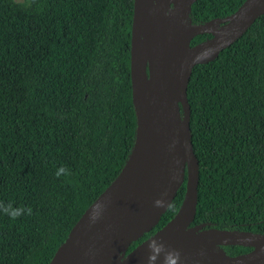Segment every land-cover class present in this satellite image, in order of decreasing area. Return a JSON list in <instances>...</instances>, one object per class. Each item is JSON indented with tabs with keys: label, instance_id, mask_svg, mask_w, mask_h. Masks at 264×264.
Here are the masks:
<instances>
[{
	"label": "trees",
	"instance_id": "1",
	"mask_svg": "<svg viewBox=\"0 0 264 264\" xmlns=\"http://www.w3.org/2000/svg\"><path fill=\"white\" fill-rule=\"evenodd\" d=\"M245 0H196L189 21ZM134 0H0V264H49L133 148ZM211 37H193V46ZM189 137L198 162L191 225L264 234V14L215 60L192 68ZM63 165L67 174L56 176ZM185 181L158 223L177 213ZM228 256L248 246L219 248Z\"/></svg>",
	"mask_w": 264,
	"mask_h": 264
},
{
	"label": "water",
	"instance_id": "2",
	"mask_svg": "<svg viewBox=\"0 0 264 264\" xmlns=\"http://www.w3.org/2000/svg\"><path fill=\"white\" fill-rule=\"evenodd\" d=\"M134 0L135 20L147 31L146 63L140 77L145 85L135 86L132 101L136 114L133 148L114 181L96 199L108 193L106 206L85 237L83 225L90 206L70 230L49 264H148L150 240L165 250L179 252L177 264H264V234L230 232L191 225L194 220L198 162L189 137L190 108L186 88L196 65L215 60L218 54L246 32L264 14V0H245L235 12L200 25H191L189 13L196 0ZM210 35L193 46L190 40ZM185 181V192L177 213L163 227L129 253L132 242L149 232L166 211ZM165 203L155 206L154 201ZM248 246L247 253L228 256L219 248ZM154 264H162V255Z\"/></svg>",
	"mask_w": 264,
	"mask_h": 264
},
{
	"label": "clouds",
	"instance_id": "3",
	"mask_svg": "<svg viewBox=\"0 0 264 264\" xmlns=\"http://www.w3.org/2000/svg\"><path fill=\"white\" fill-rule=\"evenodd\" d=\"M68 169H66L63 165H61L55 172L56 176H60L62 174H67ZM154 205L159 207L164 205V201L161 199H156L154 202ZM92 210L89 213V222H95V220L100 215L101 211L103 210L104 203H93ZM0 210H3L5 213H7L9 216L15 218L17 216H20L22 214H30L31 208L30 207H21L17 206L14 207L11 203H8L6 205L0 204ZM150 252L148 254V264H154L158 256L162 255V264H177L179 260V252L173 249H167L165 250L164 245L157 240H150V243L148 245Z\"/></svg>",
	"mask_w": 264,
	"mask_h": 264
},
{
	"label": "bare ground",
	"instance_id": "4",
	"mask_svg": "<svg viewBox=\"0 0 264 264\" xmlns=\"http://www.w3.org/2000/svg\"><path fill=\"white\" fill-rule=\"evenodd\" d=\"M160 8V1L153 0V7L151 10V14L154 15L158 12ZM147 31L146 27L143 23H141L139 20H135L133 25V35L131 37L132 40V64L133 69L132 73L134 76V83L136 87H139L141 85H145L146 81L140 77L141 69L144 67L146 63V49H147ZM108 196V193H106L98 203L103 202L104 207L106 206V198ZM102 210V211H103ZM101 211V213H102ZM91 210L87 213L85 223L83 225V234L82 237H85L91 230H93L98 218L95 220V222L90 223L89 222V213Z\"/></svg>",
	"mask_w": 264,
	"mask_h": 264
},
{
	"label": "rangeland",
	"instance_id": "5",
	"mask_svg": "<svg viewBox=\"0 0 264 264\" xmlns=\"http://www.w3.org/2000/svg\"><path fill=\"white\" fill-rule=\"evenodd\" d=\"M15 2H19V3H21V2H28V0H14ZM158 1V0H157Z\"/></svg>",
	"mask_w": 264,
	"mask_h": 264
}]
</instances>
